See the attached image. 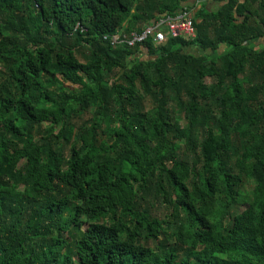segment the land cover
<instances>
[{"label":"trees","instance_id":"trees-1","mask_svg":"<svg viewBox=\"0 0 264 264\" xmlns=\"http://www.w3.org/2000/svg\"><path fill=\"white\" fill-rule=\"evenodd\" d=\"M216 1L0 0V264H264V0Z\"/></svg>","mask_w":264,"mask_h":264},{"label":"built area","instance_id":"built-area-1","mask_svg":"<svg viewBox=\"0 0 264 264\" xmlns=\"http://www.w3.org/2000/svg\"><path fill=\"white\" fill-rule=\"evenodd\" d=\"M192 12L193 10L185 7L175 16L163 14L157 20L147 23L141 32L133 31L129 34L112 35L111 42L112 44L124 42L130 47H135L138 44L142 45L149 38H152L156 45L165 43L169 38L194 39L197 36V28Z\"/></svg>","mask_w":264,"mask_h":264},{"label":"crops","instance_id":"crops-1","mask_svg":"<svg viewBox=\"0 0 264 264\" xmlns=\"http://www.w3.org/2000/svg\"><path fill=\"white\" fill-rule=\"evenodd\" d=\"M225 2H219L216 0H184L183 4L186 6H189L191 8L194 9V11L196 12L201 6H205L206 8H208V10H218L222 4H224ZM257 47L260 48H264V37H261L257 42ZM225 46L222 45L219 50H224ZM210 50V49H208ZM184 51L193 55H200L203 53H206V51H204V49H200L198 46H186L184 47ZM209 52V51H207ZM146 56V54H145Z\"/></svg>","mask_w":264,"mask_h":264},{"label":"rangeland","instance_id":"rangeland-1","mask_svg":"<svg viewBox=\"0 0 264 264\" xmlns=\"http://www.w3.org/2000/svg\"><path fill=\"white\" fill-rule=\"evenodd\" d=\"M71 88H74V86H70ZM148 105V103H146ZM246 190H251L252 189V186L250 184H246V187H245Z\"/></svg>","mask_w":264,"mask_h":264}]
</instances>
